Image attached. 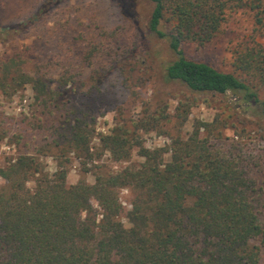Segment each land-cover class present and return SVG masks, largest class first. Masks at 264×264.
Returning <instances> with one entry per match:
<instances>
[{"label":"trees","instance_id":"16d2710c","mask_svg":"<svg viewBox=\"0 0 264 264\" xmlns=\"http://www.w3.org/2000/svg\"><path fill=\"white\" fill-rule=\"evenodd\" d=\"M142 1L150 6L148 31L165 39L173 55L164 67L166 82L192 95L228 97L238 117L253 112L264 120L259 44L238 54L237 74L188 59L183 50L211 42L238 11L253 14L264 28V0ZM52 6L41 3L32 19ZM27 23L0 25V42L27 33ZM70 63L59 64L53 80L55 62L37 65L34 74L21 59L0 62V97L26 86L33 91L28 115L9 117L0 102V142L16 151L0 164V264H264V154L242 141L245 129L227 143L222 129L228 124L215 118L149 149L138 125L133 131L117 126L93 147L92 111L70 97ZM166 107L148 122L167 119ZM104 154L125 166L114 171L101 161ZM48 156L53 173L41 160ZM72 156L93 183L67 184ZM124 189L131 196L127 211L120 201Z\"/></svg>","mask_w":264,"mask_h":264},{"label":"rangeland","instance_id":"374dc122","mask_svg":"<svg viewBox=\"0 0 264 264\" xmlns=\"http://www.w3.org/2000/svg\"><path fill=\"white\" fill-rule=\"evenodd\" d=\"M51 1L53 6L46 14L32 19L39 5L47 0H0V25L20 19L28 22L27 33L13 38L11 34L1 40L0 62L7 58L21 59L24 70L30 74H34L37 65L55 62L58 66L52 79L57 80L61 71L59 64L71 61L75 84L69 86L70 97L75 104L91 110L94 117L90 126L91 146H98L101 135L117 126L133 131L138 125L146 148H162L178 135L185 137L198 123H211L217 118L228 124L222 129V140L227 143L236 140L244 128L242 141L254 147L255 152L264 154V120L255 113L248 112L246 119L238 117L228 97L192 95L182 85L164 80V67L173 55L165 39L148 31L150 6L147 3L142 0ZM253 43L264 49V28L254 24L253 14L238 11L227 16L211 42L203 46L186 44L183 50L188 59L237 74L233 66L236 57ZM260 97L264 99V90ZM0 102L9 117L28 115L33 91L26 86L12 96L0 97ZM164 105L167 119L148 122L155 110ZM15 152L13 145L0 142V164L13 158ZM41 160L47 172L55 171L51 156ZM137 160L134 153L133 161ZM101 161L114 171L125 166L113 163L107 154ZM81 178L93 183L91 173L83 174L80 160L72 156L66 182L72 185ZM29 186L33 187V183ZM130 197L128 190L120 191L125 211L130 209ZM122 219L126 222L124 216Z\"/></svg>","mask_w":264,"mask_h":264}]
</instances>
